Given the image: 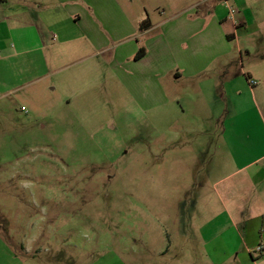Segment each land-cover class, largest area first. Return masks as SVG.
<instances>
[{"label": "rangeland", "instance_id": "1", "mask_svg": "<svg viewBox=\"0 0 264 264\" xmlns=\"http://www.w3.org/2000/svg\"><path fill=\"white\" fill-rule=\"evenodd\" d=\"M28 2H0V19L6 11L11 25H30ZM192 3L133 0L132 18L162 22ZM16 35L11 49L0 32V264H254L231 257L244 253L241 222L260 204L240 212L249 192L240 169L258 158L242 145L264 143L240 59L223 104L178 85L160 105V72L133 91L118 81L132 63L118 73L114 50L84 47L47 66L45 50L21 54Z\"/></svg>", "mask_w": 264, "mask_h": 264}, {"label": "crops", "instance_id": "2", "mask_svg": "<svg viewBox=\"0 0 264 264\" xmlns=\"http://www.w3.org/2000/svg\"><path fill=\"white\" fill-rule=\"evenodd\" d=\"M31 1L32 4L28 3L35 8V18L28 26L11 25L12 15L2 11L0 32H8L1 42L5 47L10 40L7 48H16L11 37L16 32L15 43L21 54L45 50L43 56L49 64L47 66L60 63L66 55L84 53V47L97 49L100 53L114 50L113 68H118V73L119 68L132 63L128 77L119 76L118 81L124 84L128 80L133 91H136L138 83L148 85L157 80L146 74L161 73L155 75L158 82L163 78L158 89L162 98L160 105L170 104L176 96L173 94L177 93L174 86L178 85L189 88L182 90L181 94L199 92L209 100V94H212V99L223 104L227 94L233 92L231 85L237 76L234 62L240 59V74L245 76L251 94L262 106L259 114L264 127V44L256 47L252 41V37L262 36L264 42V0H227L236 10L234 15L221 0H177L180 3L192 1L193 5L162 22L150 20L151 27L145 31H140V25L148 16L145 18L143 13L132 18L133 0ZM0 2L9 5V0ZM124 39L129 41L122 43ZM241 41L245 44H240ZM233 43L236 44L235 49ZM140 46L146 50V55L135 60ZM52 50L55 51L54 57L50 54ZM136 74L145 75L141 79L143 82L138 81ZM251 81L256 85L252 86ZM162 85L171 90V98L162 95ZM178 98L179 95L175 99ZM200 114L203 117L205 113ZM217 120L221 122V115ZM246 138L250 140L252 137ZM248 143L256 148L258 158L244 163L240 169L249 170L242 178L249 192L245 193L247 203L242 205L240 212H247L248 205L255 200L260 204L257 211L249 205L250 215L241 222L246 237L243 240L244 253L232 254L231 257L239 260L241 255L249 254L255 264L257 257L253 253L257 252V246L263 247L259 253L264 263V143L251 141L242 146ZM242 146L238 156L245 151ZM227 193H232V190H227Z\"/></svg>", "mask_w": 264, "mask_h": 264}, {"label": "trees", "instance_id": "3", "mask_svg": "<svg viewBox=\"0 0 264 264\" xmlns=\"http://www.w3.org/2000/svg\"><path fill=\"white\" fill-rule=\"evenodd\" d=\"M150 27H151V21L149 18H147L140 25V31H145V30L149 29ZM145 55H146V50L144 48H140V50L138 51V53L135 56V60H140Z\"/></svg>", "mask_w": 264, "mask_h": 264}, {"label": "built area", "instance_id": "4", "mask_svg": "<svg viewBox=\"0 0 264 264\" xmlns=\"http://www.w3.org/2000/svg\"><path fill=\"white\" fill-rule=\"evenodd\" d=\"M221 1L225 2V4L228 6L231 15H234L236 13V10L232 6H230L228 4V1L227 0H221ZM251 85L252 86H255L256 85V82L255 81H251ZM21 110L25 112L26 111V108L25 107H22ZM262 250H263V247L262 246H259L256 251L257 252H261Z\"/></svg>", "mask_w": 264, "mask_h": 264}]
</instances>
